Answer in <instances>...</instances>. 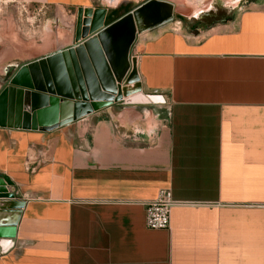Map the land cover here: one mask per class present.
Here are the masks:
<instances>
[{
  "label": "crops",
  "instance_id": "1",
  "mask_svg": "<svg viewBox=\"0 0 264 264\" xmlns=\"http://www.w3.org/2000/svg\"><path fill=\"white\" fill-rule=\"evenodd\" d=\"M105 1L0 0V92L20 64L75 43L79 8L146 0ZM227 8L237 10L209 26L138 36L142 92L166 100L150 127L142 104L50 131L8 127L0 95V175L15 193L0 197V264H264V0ZM60 9L75 20L43 52ZM37 11L39 43L26 24ZM161 189L175 201L170 227L150 229L144 203Z\"/></svg>",
  "mask_w": 264,
  "mask_h": 264
},
{
  "label": "water",
  "instance_id": "2",
  "mask_svg": "<svg viewBox=\"0 0 264 264\" xmlns=\"http://www.w3.org/2000/svg\"><path fill=\"white\" fill-rule=\"evenodd\" d=\"M108 11L79 8L74 44L14 69L0 92L7 96L8 127L50 131L114 104L166 102L162 94L142 92L133 48L140 34L175 19L174 3L146 0L107 24ZM7 184L0 175V197H15ZM9 231L13 238L16 227Z\"/></svg>",
  "mask_w": 264,
  "mask_h": 264
},
{
  "label": "rangeland",
  "instance_id": "3",
  "mask_svg": "<svg viewBox=\"0 0 264 264\" xmlns=\"http://www.w3.org/2000/svg\"><path fill=\"white\" fill-rule=\"evenodd\" d=\"M201 1H203V0H174L173 2L176 3V5H175V19L172 22H170V23L174 22L173 27L175 26V22L179 21V19L176 18L177 15H181V14L184 15L189 22L188 24H191V23H194L195 21H197V23H200L203 26H209V24H211L212 22H215L222 17H226L228 14H233L237 10V8L233 9V10L227 8L228 3H232L235 0H206V3L204 5H201V3H200ZM94 3L96 5H101V4H104L105 6L110 5V4L106 3L105 0H94ZM236 5H237V3H236ZM53 13L55 16L59 15V13H60V15L58 17L59 21H53V23H51L49 31L46 32L47 33V35L45 36L46 43L49 41L48 40L49 37L50 38L52 37V46L50 48L45 47L43 49L44 50L43 52L55 48V46H56L55 39H56V37H58L57 35H59L61 31H63V27L65 25L72 24L75 20V17H71V15H69L66 10L64 11V10L60 9V10L56 11V13L53 10L52 11V17H53ZM195 14L197 16H196V18H193L192 16H194ZM30 16L33 17L34 19L26 21V17H24L25 18L24 20L26 21L27 26L31 28L29 31V35L31 36V38L38 41L39 40L38 37H40L38 35L39 31L40 30L44 31V28H43L44 17L40 11H37V13L31 12ZM75 16H77V14H75ZM183 24H185V23H182V25ZM180 25L181 24H177L176 27H179ZM44 32H42L43 35H44ZM43 35H41L42 39H44ZM38 43H39V41H38ZM160 105H161V107H160ZM139 110L142 113L144 111L147 112V110H148V112L151 115L153 114V116L149 119V127L152 124V120H154V118L157 115L165 117L167 114L166 105L162 104V103L161 104H154V103L142 104L141 106H139ZM102 115H105V114H101V116Z\"/></svg>",
  "mask_w": 264,
  "mask_h": 264
},
{
  "label": "built area",
  "instance_id": "4",
  "mask_svg": "<svg viewBox=\"0 0 264 264\" xmlns=\"http://www.w3.org/2000/svg\"><path fill=\"white\" fill-rule=\"evenodd\" d=\"M181 21H178L180 24ZM125 140H137L138 138L123 134ZM175 204L172 192L169 189H161L157 196L144 203L146 211V226L150 229H167L171 222V209Z\"/></svg>",
  "mask_w": 264,
  "mask_h": 264
},
{
  "label": "trees",
  "instance_id": "5",
  "mask_svg": "<svg viewBox=\"0 0 264 264\" xmlns=\"http://www.w3.org/2000/svg\"><path fill=\"white\" fill-rule=\"evenodd\" d=\"M132 9H133V5H131V4H121L117 8L110 9L108 11L106 23L108 24V23L115 21L116 19L123 16L124 14H126L127 12H129ZM176 18L179 19L180 21H182L183 23H188L187 18L183 15H177ZM198 24H200V23H197V24L195 23L193 25V28Z\"/></svg>",
  "mask_w": 264,
  "mask_h": 264
},
{
  "label": "bare ground",
  "instance_id": "6",
  "mask_svg": "<svg viewBox=\"0 0 264 264\" xmlns=\"http://www.w3.org/2000/svg\"><path fill=\"white\" fill-rule=\"evenodd\" d=\"M194 3H195V2H194ZM200 3H201V5H204V4L206 3V0H203V1H201ZM128 89H129V91H133V90L135 89V87H134V86L131 87V88L129 87Z\"/></svg>",
  "mask_w": 264,
  "mask_h": 264
}]
</instances>
